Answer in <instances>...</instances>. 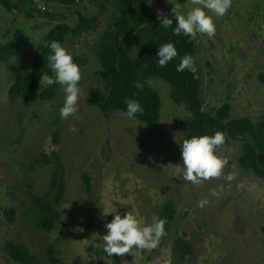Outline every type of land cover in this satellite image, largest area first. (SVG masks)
I'll return each mask as SVG.
<instances>
[{
  "label": "rangeland",
  "instance_id": "1",
  "mask_svg": "<svg viewBox=\"0 0 264 264\" xmlns=\"http://www.w3.org/2000/svg\"><path fill=\"white\" fill-rule=\"evenodd\" d=\"M8 1L10 9L0 4V63L7 66H0V264H22L6 253L9 242L23 248L25 264H154L157 259L160 264H264V178L240 167L242 138L226 136L220 149L229 160L225 174H237L231 189L223 179L195 186L172 175V165L183 166L180 123L190 114L173 101L166 82L148 79L161 101L153 126L96 105L107 94L97 50L103 35L113 31L111 0H75L69 6L31 0V16L20 8L25 0ZM176 4L182 14L193 7L191 0L152 2L156 16L159 11L173 18ZM80 16L88 29L69 31L62 45L82 71L78 118H60L61 85L49 100L11 98L18 67L37 75L39 45L50 28L67 23L73 30ZM213 19L214 38L198 34L194 40L202 110L214 114L228 104L231 118L257 124L264 120V0H232L228 13ZM116 44L136 57L133 36L120 34ZM41 80L39 91L47 87ZM45 105L53 108L47 116ZM55 175L63 180L61 196L51 184ZM220 185L225 192L211 197L209 191ZM205 197L210 203L197 207ZM166 202L176 214L157 249H134V256L123 257L105 253V224L115 214L131 211L143 225ZM41 203L58 215L49 232L38 225Z\"/></svg>",
  "mask_w": 264,
  "mask_h": 264
},
{
  "label": "trees",
  "instance_id": "2",
  "mask_svg": "<svg viewBox=\"0 0 264 264\" xmlns=\"http://www.w3.org/2000/svg\"><path fill=\"white\" fill-rule=\"evenodd\" d=\"M44 1L69 6L75 0ZM153 1L155 0H111L114 7V14L110 21L113 31L103 35L97 50L100 66L99 79L103 82L107 94L96 105L101 111L112 109L125 113V100H138L144 108V112L137 114L135 119L149 126L156 125L160 118L161 101L157 90L148 82V79L152 76L159 77L170 86L173 101L184 104L189 111L190 116L180 123V130L185 139L191 138L193 135H213L215 131H222L231 138L240 137L243 141L242 155L238 159L240 167L252 171L258 178H264V120L253 124L247 117L231 118L228 104H223L214 114L202 110L201 76L196 63L194 40L183 34L173 35L171 28L165 29L160 26V19L155 15L152 6ZM0 4L6 9L11 8L8 0H0ZM20 8L30 16L35 10L31 0L22 1ZM168 18L173 20L172 27L174 28L176 26L175 18L169 16ZM87 29V20L84 16H80L78 26L73 30L67 23H58L51 27L39 45L37 75L22 73L21 68L18 67L15 80L9 87L8 95L11 98L20 97L23 100H31L35 97L42 100L52 99L56 95L59 84L44 87L39 91L42 76L53 75L48 61L51 50L45 44L58 41L63 45L69 31L80 34ZM120 34L134 37L137 42L136 57H132L118 48L116 39ZM167 42L175 44L178 56L166 67H160L156 53L159 46ZM185 54L194 57L199 79H193L192 73L187 70L176 71L180 58ZM74 62L78 64L77 59H74ZM137 83L143 86L142 89L135 87ZM51 184L53 188L57 189V195L61 196L64 191L62 177L55 175ZM39 205L41 206L38 225L49 232L58 215L52 211L49 204L41 203ZM175 214L174 205L166 202L158 215V217L167 220L165 225L167 235L162 241L170 232ZM5 250L12 260L22 264L27 263V254L22 247L9 242ZM54 251L53 247H49L48 252Z\"/></svg>",
  "mask_w": 264,
  "mask_h": 264
},
{
  "label": "clouds",
  "instance_id": "3",
  "mask_svg": "<svg viewBox=\"0 0 264 264\" xmlns=\"http://www.w3.org/2000/svg\"><path fill=\"white\" fill-rule=\"evenodd\" d=\"M193 7L182 14L180 5L176 4L171 9L176 20V26L173 28V20L167 15L158 11L157 18L160 19V26L165 29L171 28L173 35L183 34L192 40H195L198 34L207 35L209 39L214 38L216 34L215 17H224L232 6V0H191ZM211 13V15L209 14ZM161 17H163L161 19ZM29 31L25 29L24 32ZM28 36V35H27ZM11 36L5 41L7 43ZM46 47L51 50L48 56L51 72L53 75H44L42 80L47 86L59 84L63 87L65 98L62 107L59 108V116L63 120L69 117L78 118L79 101L83 95L79 83L82 79L80 66L74 62L73 54L58 41L46 43ZM158 65L166 67L170 61L178 56L177 48L172 42L163 43L159 46L157 53ZM14 58H10L11 62ZM4 70L7 66L0 63ZM189 71L193 79H199L198 69L195 59L190 54H185L180 58L176 71ZM135 87L142 89V85L137 83ZM126 115L133 119L137 114H143L144 108L138 100L126 99ZM45 116L53 111L51 105H45ZM71 131H76L72 126ZM226 133L215 131L213 135H193L191 138L184 139L181 147V157L183 166L180 164L172 165V175L174 177L182 176L184 181L190 182L195 186L203 184L212 179H223L227 182L228 189H231V183L236 180L237 174L228 172L225 174V168L229 164L227 157L223 155L220 149L226 143ZM244 185L237 184L239 190ZM225 192L223 185L218 189H211L209 195L213 198H220ZM210 203L207 197L198 201L197 207L203 208ZM167 220L158 216H153L150 223L143 224L131 212H126L123 217L115 214L111 222L105 224L107 234L103 235L104 251L108 256L115 254L123 257L125 254L135 255V250H154L157 249L162 239L167 235L165 225ZM154 264H160L157 259Z\"/></svg>",
  "mask_w": 264,
  "mask_h": 264
}]
</instances>
